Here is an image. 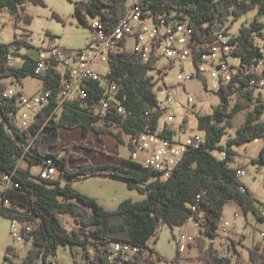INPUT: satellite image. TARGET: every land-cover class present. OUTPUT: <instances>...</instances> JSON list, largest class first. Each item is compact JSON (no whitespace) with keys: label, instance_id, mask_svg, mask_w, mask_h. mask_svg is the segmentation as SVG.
<instances>
[{"label":"trees","instance_id":"1","mask_svg":"<svg viewBox=\"0 0 264 264\" xmlns=\"http://www.w3.org/2000/svg\"><path fill=\"white\" fill-rule=\"evenodd\" d=\"M28 1L45 5V0H0V10L11 11L20 20V10ZM128 2H76L74 16L87 26L89 13L112 29L127 15ZM140 4L145 10H152L155 16L175 13L176 17L190 22L194 28L192 58L195 64L199 63L201 53L209 49L203 45L230 35L233 21L255 7L259 8V14H264V0H141ZM54 16L59 18L56 13ZM24 20L31 22V17L25 15ZM263 28L264 24L256 18L250 26L241 28L240 35L229 37V43L235 45L233 55L240 58L238 71L233 80L220 87L217 94L220 103L212 113L198 117L199 129L205 132V142L198 148L189 149L166 178L163 170L149 168L133 160L131 155L136 150L134 140L146 129L157 131L163 114L154 110L158 105L156 86L164 77V74L158 78L149 74L155 69V58L145 62L136 51L127 48L111 53L109 62L114 77L122 85L119 95L126 106L125 117L90 111L86 102L92 108L103 97L104 89L97 81H88L84 86V98L68 100L60 111H57L58 103L54 98L38 112L30 127L20 128L11 115L12 110H19L18 99L15 95L6 98L4 92L10 82L21 86L29 74L36 76V61L26 54L21 67L13 65L8 59L10 55H17L13 48L31 46V43L17 38L6 43L0 35V187L6 174H11L14 182L19 184L5 192L0 191L1 200L9 201H0V214L11 220L33 223L32 231L24 233L26 240L32 243L28 253L20 261L5 255L6 264H36L39 259L43 264H50V258L58 255L59 246L67 244L71 248L82 247L85 264H117L108 259L114 242H128L139 247L136 257L124 264H156L155 258L162 257L147 243L160 224L181 227L190 216L199 218L204 213L202 224L205 229L202 232L215 239L219 234L221 215L230 201L236 202L245 214L252 212L256 219L264 221V204L257 203L238 176V167L230 166L236 155L232 148L234 144L264 138V101L255 97V88L260 86L251 83L253 79H264V66L262 70L257 68L260 61H264V48L257 43V38L264 36ZM41 79L54 95L60 90L62 73L58 68L51 67L49 75ZM205 79L202 78L204 82ZM239 89L244 93L231 106V98ZM19 93L23 94V91L20 89ZM245 109L248 110L243 125L236 128L235 136L227 140L226 147L221 145L228 129L234 127L236 115ZM71 129H78L80 136L65 143L62 131ZM163 133L173 136V131L168 128H163ZM110 136L117 143L108 153L106 147ZM120 144L126 145L130 152L117 162L94 163L86 156L91 151L100 150L103 155L114 158L120 152ZM214 149L226 150L227 157L220 159L213 153ZM52 158L58 163L55 176L45 179L32 172L33 165L43 163L44 169ZM23 161L27 162L25 167L21 166ZM72 161L80 163L73 166ZM257 161L264 164V146ZM98 175L125 179L130 188L139 189L146 197L138 201L125 199L118 209L108 210L95 198L74 187L77 181ZM63 178L67 179L64 183ZM63 214H71L78 224L72 231L63 226ZM213 245L214 241L206 243L202 238L190 244L199 249L202 264H233L229 257L220 258ZM7 250L18 258L17 249L9 245ZM73 255L77 256L75 251ZM249 255L251 264H264V242L259 241L250 247ZM179 259L177 247L172 261L179 262ZM240 261L237 260L236 264Z\"/></svg>","mask_w":264,"mask_h":264},{"label":"rangeland","instance_id":"2","mask_svg":"<svg viewBox=\"0 0 264 264\" xmlns=\"http://www.w3.org/2000/svg\"><path fill=\"white\" fill-rule=\"evenodd\" d=\"M80 1L90 0H45V5H35L33 2H26L24 8L20 10L21 19L17 20L11 11L4 9L0 10V35L1 40L10 43L14 39L20 37L31 43V46H22L16 50L17 55H14L13 65L21 67L24 64V55H31L32 58L39 57V50L42 46L50 42V36L58 37V46L64 51L71 49H82L89 44L93 38L92 23L94 17L87 14L89 25L85 26L77 20L75 15V3ZM133 0H129L128 8ZM56 13L59 18L54 16ZM25 15L31 17V22L24 20ZM258 18V22L264 24V14H259V8L255 7L242 15L238 20L233 21L229 30V36H223L216 43L220 46L229 37H237L241 34V28L250 26L251 23ZM96 22H100V18H96ZM264 33V28H263ZM259 46L264 48V36L257 38ZM127 49L131 50L134 47L133 39H128ZM220 60H223L220 57ZM231 63H238L240 58L229 54L226 58ZM163 62H167L164 58ZM165 71L164 77L160 78L156 86V91L159 100H166L167 96L171 97V101L166 103L168 108L163 110V114L158 123L159 129L168 128L174 132L176 140L183 141L188 136L201 134L205 132L199 129V115L212 113V110L220 103L218 94L219 84L215 80L218 69L212 67L210 63L205 64V82L202 78L196 75V67L192 62L181 63L176 61ZM194 73L193 79L188 82H183L179 79V74ZM160 73V77H161ZM44 82L41 78L28 75L23 79V86L26 95L36 93L42 89ZM244 93V90H237L231 98V106H233L239 97ZM261 97L264 101V86L255 88V97ZM248 109L239 112L234 119V127L228 129V133L220 141L221 145L226 147L227 140L235 136L236 128L243 125L245 115ZM29 108H21L19 116L24 118L29 112ZM264 118V115H263ZM80 136L78 129H71L67 132L62 131V140L67 143L70 140H77ZM264 146V138L258 141H248L242 145L234 144L232 148L236 151L235 160L230 162L232 167H245L246 173L241 177V180L248 185L249 190L257 199L259 205L264 204V164L257 161L261 148ZM119 155L128 156L129 148L124 145H119ZM222 149H214L215 155H221ZM89 161L91 157L86 155ZM110 161H114L115 157H106ZM80 161L71 162L76 166ZM95 163V162H94ZM27 162L23 161L21 166H26ZM42 164L32 166V172L39 174L43 168ZM59 178V175L56 176ZM67 179L63 178L64 183ZM127 180L113 176L98 175L84 180L77 181L74 187L80 192L86 193L90 197L95 198L102 206L108 210L118 209L119 204L125 199L138 201L146 197V194L139 189H132L128 186ZM252 212L245 214L236 202L230 201L225 205L223 215H221L220 229L218 236L214 241L213 248L216 249L217 255L229 257L233 264L237 260L240 264H251L249 248L255 246L259 241L264 242V221L254 217ZM63 226L72 231L78 226L71 214L61 215ZM225 223H228L224 230ZM11 218L0 214V264L8 263L5 260V255L10 256L11 260L20 261L32 246L31 241L26 242L24 239L17 240L11 233ZM195 226L191 221L181 227L171 228L166 224H160L155 234L148 241V245L154 247L160 257L155 258L156 264H176L172 261L176 256L177 247L179 244V236L182 232L195 233ZM12 246L19 252L18 258L10 254L7 250L8 246ZM73 251L76 252L74 257ZM57 258L60 264H85L83 249L76 245L73 248L67 245H60L57 250ZM200 251L197 247L189 246L183 253L184 259L181 264H202L199 257Z\"/></svg>","mask_w":264,"mask_h":264},{"label":"built area","instance_id":"3","mask_svg":"<svg viewBox=\"0 0 264 264\" xmlns=\"http://www.w3.org/2000/svg\"><path fill=\"white\" fill-rule=\"evenodd\" d=\"M141 0H133L130 5V14L125 16V26L121 28L109 29L107 25H102V22H96L94 18L92 23L93 38L87 46L82 49L64 51L58 46V37L50 36V42L42 46L39 50V57L35 59L34 71L37 77L46 78L49 75L51 67L58 68L62 73V82L60 90L54 95L52 89H46L44 83L43 88L38 90L33 95L20 94V85L15 82H10L9 87L4 92V97L10 98L15 95L18 99L19 110L21 108H29V112L24 118L19 116L18 111H11L14 121L20 128H27L36 119L38 112L50 104L51 100L55 98L58 103L57 111L61 110L63 105L68 100H81L86 96L84 86L88 81H97L104 89L103 97L90 108V103L86 102V106L94 114L116 113L121 116H126V106L123 99L120 98L122 85L114 77L113 69L110 65L111 53L126 48L128 39H133L134 47L131 49L136 51L138 55L150 62L155 58V69L150 70L149 74L158 78L160 73H164L176 61L181 63L192 62L196 67V75L199 78H205L206 67L205 64L210 63L212 67L218 69L216 74V81L220 87L228 84L233 80L238 71V63H231L226 60L227 56L232 53L235 45L229 43V38L226 39L220 46L217 42L213 44L203 45V48L209 49L200 55L198 64H195L192 58V36L194 28L187 20H182L176 17L175 13L171 16L160 14L155 16L152 10H145L140 4ZM221 36L220 38H222ZM19 39L25 40L20 37ZM125 42V45H124ZM220 57L223 60H220ZM13 55L9 56V62H13ZM167 62H163V59ZM264 61H260L257 68L262 70ZM161 74V75H162ZM194 73L179 74V79L183 82H188L193 79ZM154 78V79H155ZM252 84L264 86V79L257 81L251 80ZM171 101V97L167 96L166 100H159L158 105L154 110H166L168 106L166 103ZM15 138V137H14ZM16 139V138H15ZM206 136L201 134L188 136L187 139L179 141L173 136L164 135L163 129H158L155 132L149 129L144 130L139 137L134 140L136 150L131 152L133 160L148 166L155 170H163L166 178L173 168L182 160L183 155L192 148H198L205 142ZM257 139L256 141H258ZM29 149V146H25ZM228 155L226 150H222L220 159H225ZM57 161L52 158L44 169L40 171L42 178L49 179L55 176L58 172ZM246 168H238L237 174L242 177L246 173ZM11 174H6L3 178L0 187L1 192L7 191L9 188L18 187ZM1 202H9L8 200H1ZM196 210V208H193ZM202 213L199 218L190 216L188 221H191L195 226V233L182 232L179 236L178 249L180 252L179 262L181 264L184 257L183 253L187 250L190 244L197 242L198 238H202L206 243L211 242L212 238L206 237L202 231L205 229ZM228 223H225L224 230H227ZM11 233L17 240L26 237L24 233H30L33 229V223L26 220L12 219ZM139 252L138 246H133L128 242H114L112 244V253L108 257L110 261L117 264H124L126 261L133 260ZM50 264H60L57 256L50 258ZM36 264H43L42 260H38Z\"/></svg>","mask_w":264,"mask_h":264},{"label":"crops","instance_id":"4","mask_svg":"<svg viewBox=\"0 0 264 264\" xmlns=\"http://www.w3.org/2000/svg\"><path fill=\"white\" fill-rule=\"evenodd\" d=\"M20 89L23 91V93L25 94V91L23 90L24 89V86H23V83L22 85L20 86ZM35 94V93H33ZM33 94H30V95H33ZM108 142H109V145L106 147V152H112L116 146V143H117V140L113 137V136H110L108 138ZM98 148V147H97ZM88 156L91 157V160L95 163H109V162H117L118 161V158H122V157H127V156H122V155H119L117 154L114 161H110L108 160L106 157V155H103V153L100 152V150H95V151H91L88 153ZM246 184V183H245ZM247 185V184H246ZM248 187V185H247Z\"/></svg>","mask_w":264,"mask_h":264},{"label":"bare ground","instance_id":"5","mask_svg":"<svg viewBox=\"0 0 264 264\" xmlns=\"http://www.w3.org/2000/svg\"><path fill=\"white\" fill-rule=\"evenodd\" d=\"M129 14H130V7L128 8V13L126 16H129ZM121 25L125 26V17L121 18L120 21L118 22V24L116 25V27H114V28H121Z\"/></svg>","mask_w":264,"mask_h":264}]
</instances>
